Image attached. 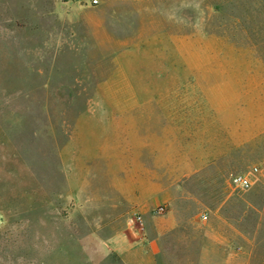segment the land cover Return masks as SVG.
<instances>
[{
  "label": "rangeland",
  "instance_id": "obj_1",
  "mask_svg": "<svg viewBox=\"0 0 264 264\" xmlns=\"http://www.w3.org/2000/svg\"><path fill=\"white\" fill-rule=\"evenodd\" d=\"M94 1L0 0V264H77L88 204L146 203L263 263L264 0Z\"/></svg>",
  "mask_w": 264,
  "mask_h": 264
},
{
  "label": "crops",
  "instance_id": "obj_2",
  "mask_svg": "<svg viewBox=\"0 0 264 264\" xmlns=\"http://www.w3.org/2000/svg\"><path fill=\"white\" fill-rule=\"evenodd\" d=\"M200 205L199 209L213 207ZM88 206L105 210L104 220L99 230L78 238L76 246L80 245L83 255L77 264H264L255 260V249L238 253L231 242L240 241L241 236L224 235L214 226L215 216L211 219L207 213L203 219L194 204ZM159 206L167 208L164 215L154 213ZM135 214L143 221L138 222Z\"/></svg>",
  "mask_w": 264,
  "mask_h": 264
},
{
  "label": "built area",
  "instance_id": "obj_3",
  "mask_svg": "<svg viewBox=\"0 0 264 264\" xmlns=\"http://www.w3.org/2000/svg\"><path fill=\"white\" fill-rule=\"evenodd\" d=\"M98 1L95 0L94 3H97ZM255 171L257 172L258 169L255 168ZM229 184L230 186L234 188H242V189H249L251 187V179L248 177V175L243 174V173H236L232 174L229 179ZM167 212V208L165 206H159L158 208L155 209L154 213L156 215H164ZM137 221L142 222V216L135 214ZM203 219L207 218V215L204 214L202 215Z\"/></svg>",
  "mask_w": 264,
  "mask_h": 264
}]
</instances>
